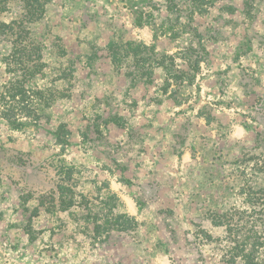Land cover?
<instances>
[{
	"label": "rangeland",
	"instance_id": "rangeland-1",
	"mask_svg": "<svg viewBox=\"0 0 264 264\" xmlns=\"http://www.w3.org/2000/svg\"><path fill=\"white\" fill-rule=\"evenodd\" d=\"M24 4L10 1L0 21ZM44 7L28 27L45 67L26 84L57 98L20 129L0 105V264H240L235 242L264 236V0ZM8 51L1 43L0 91ZM165 126L191 160L158 208L125 177L148 156L141 128ZM111 182L135 192L127 231L114 226L124 213Z\"/></svg>",
	"mask_w": 264,
	"mask_h": 264
},
{
	"label": "trees",
	"instance_id": "trees-1",
	"mask_svg": "<svg viewBox=\"0 0 264 264\" xmlns=\"http://www.w3.org/2000/svg\"><path fill=\"white\" fill-rule=\"evenodd\" d=\"M10 1L12 0H0V14ZM46 1L24 0L23 14L8 23L0 21V47L1 43L9 46L8 54L2 56L1 60L5 73L9 77V81L2 86L0 91L1 118L13 129L36 123L39 118L38 110L50 107L57 98L50 89L44 91L39 88L32 89L26 84L27 81L42 75L45 67L42 62L41 48L31 38L28 25L42 18ZM108 46L111 49L113 43H109ZM157 66H164V62L158 63ZM140 71L142 74L144 65L141 66ZM56 191L61 194L59 196L70 193L68 188L59 185ZM62 202L64 201H61V205H65L66 209L71 205L70 202ZM115 222L114 226L119 227L121 231H127V226L134 222V219L122 214L116 217ZM256 224L258 223H255V226ZM260 226L263 227L261 232H264V225L260 224ZM257 233L258 229L253 231L252 236L247 237V241L243 239L235 242L231 249L232 259H236L240 264H264V249L262 248L263 254H258V248L264 247V236L257 235ZM247 244L250 245L248 250L245 248Z\"/></svg>",
	"mask_w": 264,
	"mask_h": 264
},
{
	"label": "crops",
	"instance_id": "crops-1",
	"mask_svg": "<svg viewBox=\"0 0 264 264\" xmlns=\"http://www.w3.org/2000/svg\"><path fill=\"white\" fill-rule=\"evenodd\" d=\"M169 128V126L162 127V129L157 127L155 130L153 128H141V131L151 135L150 140H148V156L142 158L143 167L128 169V176L125 177L127 179H130L129 175L132 178L134 177L133 182L135 185L141 183L140 185L142 186V192L145 193V198L156 194L157 198H155V202L158 208L163 203L165 207L168 206V198L173 195V190L177 186L176 183L184 181L182 178L185 172L189 170L191 160L189 150L186 148H181L180 151L177 150L178 146L176 145L177 142H175V133L171 132L175 130L170 128V131ZM129 186L120 182H111L108 190L117 196L119 208L122 206L123 212L119 210L137 222L135 218L141 215V211L135 202L134 189H132V186ZM171 191L172 193H170ZM146 202H152V200H147Z\"/></svg>",
	"mask_w": 264,
	"mask_h": 264
}]
</instances>
